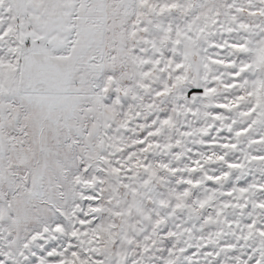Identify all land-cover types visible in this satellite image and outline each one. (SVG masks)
Instances as JSON below:
<instances>
[{"label": "snow or ice", "instance_id": "6c2138e0", "mask_svg": "<svg viewBox=\"0 0 264 264\" xmlns=\"http://www.w3.org/2000/svg\"><path fill=\"white\" fill-rule=\"evenodd\" d=\"M0 264H264V0H0Z\"/></svg>", "mask_w": 264, "mask_h": 264}]
</instances>
